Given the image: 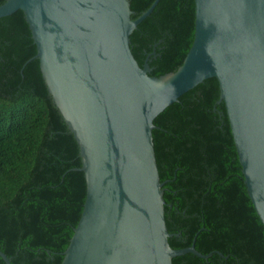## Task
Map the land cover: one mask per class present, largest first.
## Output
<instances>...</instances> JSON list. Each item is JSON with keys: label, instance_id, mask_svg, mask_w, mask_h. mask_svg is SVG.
Returning <instances> with one entry per match:
<instances>
[{"label": "water", "instance_id": "95a60500", "mask_svg": "<svg viewBox=\"0 0 264 264\" xmlns=\"http://www.w3.org/2000/svg\"><path fill=\"white\" fill-rule=\"evenodd\" d=\"M130 0H5L22 10L53 102L76 138L87 194L61 264H173L155 118L206 79L220 84L248 194L264 224V0H195V37L174 72L151 75L130 36ZM6 264L10 258L0 250Z\"/></svg>", "mask_w": 264, "mask_h": 264}, {"label": "trees", "instance_id": "16d2710c", "mask_svg": "<svg viewBox=\"0 0 264 264\" xmlns=\"http://www.w3.org/2000/svg\"><path fill=\"white\" fill-rule=\"evenodd\" d=\"M5 0H0V4ZM155 0H130L133 18ZM195 0H160L130 36L151 75L176 71L195 37ZM24 12L0 18V250L12 264H61L86 199L79 144L53 102ZM220 84L211 77L154 120L173 264H264ZM0 264H6L0 256Z\"/></svg>", "mask_w": 264, "mask_h": 264}]
</instances>
